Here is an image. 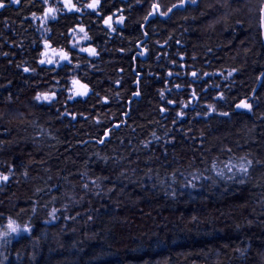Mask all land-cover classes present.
<instances>
[{"label": "trees", "instance_id": "trees-1", "mask_svg": "<svg viewBox=\"0 0 264 264\" xmlns=\"http://www.w3.org/2000/svg\"><path fill=\"white\" fill-rule=\"evenodd\" d=\"M4 2L0 229L31 232L0 240V264H264V79L253 115L235 111L264 72V0H198L147 25L153 3L179 0H101L100 15L91 0ZM61 49L71 64H39ZM73 78L87 96L69 99ZM242 157L248 173L228 172Z\"/></svg>", "mask_w": 264, "mask_h": 264}, {"label": "snow or ice", "instance_id": "snow-or-ice-1", "mask_svg": "<svg viewBox=\"0 0 264 264\" xmlns=\"http://www.w3.org/2000/svg\"><path fill=\"white\" fill-rule=\"evenodd\" d=\"M11 4H19L20 0H10ZM48 0H44V3L47 4ZM196 5L197 4V0H179L178 3H174L172 4L170 7H168L166 10H161V6L159 3H153L152 5V10L148 13L147 16L144 17L145 21H147L149 19V17H153L156 15L159 16H168L169 13H171L173 11V9H181V8H186L187 5ZM63 6L69 11H77L79 12L81 9L77 8L75 4L72 3V0H63ZM101 6V0H91L90 3H87L85 5V7H87L88 9H91L93 12H97V9H99ZM6 7H8V5L4 2V0H0V9H5ZM57 12L56 8L53 7H48L45 11H44V15L42 17V19L47 20L48 18H51L52 20H55L57 17L55 15V13ZM97 15H100L99 12H97ZM125 20L124 16H120L118 20L115 21V23L117 24H123ZM103 23L104 25H106L109 29H111L112 31H116V29L113 27V17L112 15H108L107 17H105L103 19ZM260 26L261 28H264V6H262L260 8ZM75 29H73L74 31ZM45 31H48V29H45ZM79 32L83 33V37L82 39L84 41H87L89 39L88 33L85 31V29L83 27L79 28ZM145 35H147V33H145ZM79 39V37H78ZM51 47V45L45 41V49ZM73 47H75V45H73ZM79 52H85L88 53V55L95 57L97 55L96 49L94 47H88V46H82L79 48ZM56 55L59 56L60 61H67L68 64L72 63V57L69 55V53L67 51H64L63 49L59 50L58 52L55 53ZM42 56H47V51L41 53ZM53 63H56V67H60V64L55 62L53 59H40L39 60V64L44 65V64H48V65H52ZM78 67V65H77ZM25 72H28L29 69L28 68H24ZM169 75H171V73H169ZM196 72H192V76H196ZM205 75H207V73H205ZM229 76L232 75V72H229L228 74ZM227 78V77H226ZM262 78H264V76H262ZM58 83V82H57ZM72 88H71V92L72 95L69 96V99H73L77 96L83 97V96H87L88 95V85L87 84H82L80 82V80L73 78L72 81ZM177 87H179V85H177ZM193 96H195V92L192 93ZM135 95H139V92L135 93ZM55 92L52 93H42L40 95H37L35 98L38 101H46L48 103H51L54 99H55ZM220 99H223V94H221ZM168 103H173V101L169 100ZM185 107H187V105H185ZM209 107L211 108V111L215 112L216 109L214 107H212L211 105H209ZM237 108H243V109H247L248 111L252 110V105L249 104L247 101H241L240 103H238L236 105ZM161 111H163V109H161ZM222 116H227L229 115V113L227 112H221L219 113ZM179 115H183L182 113H180ZM75 118V117H73ZM99 143H104V140H100ZM229 151H231L229 149ZM252 165V161L251 160H247V158L242 157L240 158V160L237 163H232L231 161H229L226 164V168L228 170V172H233V170H236V173L240 174V175H245L248 173L249 168ZM212 168L215 169L216 165L215 163L212 164ZM217 176L220 177H224L225 173L223 170L217 171L216 173ZM235 175V174H234ZM229 179L234 178V176H230L228 177ZM9 179V176L7 175H3L2 173H0V182H7ZM93 183H95V181H93ZM240 183H244V180H241ZM84 187H87V185H84ZM194 187V185H193ZM55 212L56 209L52 210V215L53 217L55 216ZM21 232H26V233H30L31 232V228L28 227L27 225H25L23 228H21V226L14 221L11 218H8L7 220V224L4 228L0 229V240H5L6 238L9 237H18L21 235Z\"/></svg>", "mask_w": 264, "mask_h": 264}, {"label": "water", "instance_id": "water-1", "mask_svg": "<svg viewBox=\"0 0 264 264\" xmlns=\"http://www.w3.org/2000/svg\"><path fill=\"white\" fill-rule=\"evenodd\" d=\"M197 3H198V0H197ZM196 5H197V4H196ZM196 5H191V4H189V5H187V6H192V7H194V6H196ZM187 6H186V7H187ZM262 6H264V2H263V4H262ZM185 9H186V8L173 9V11H172L171 13H169V15L166 16V17H165V16H159V15H156V16H153V17H149V19L145 22V25H147L151 19H155V18L158 17V18H160V19H162V20H166V19H168V18L171 16V14H172L175 10H185ZM260 29H261V35H262V44H263V46H264V28H261V26H260ZM141 51H142V60H146V57H147V53H146V51H145L144 49H141ZM262 76H264V72L259 76L258 81H257V83H256V85H255V87H254V89H253V91H252V93L250 94V96H249L248 98L242 100V101H247L249 104H251V105H252V110H251V111H248L247 109L237 108V107L235 106V111H236V112H243V113L248 114L249 116H252V115H253V111H254V103H255V101H256V94H257L258 90L260 89V87H261V85H262V83H263V79H264V78H262ZM134 98L139 99L140 96H139V95H134ZM240 102H241V101H240ZM240 102H239V103H240Z\"/></svg>", "mask_w": 264, "mask_h": 264}, {"label": "rangeland", "instance_id": "rangeland-1", "mask_svg": "<svg viewBox=\"0 0 264 264\" xmlns=\"http://www.w3.org/2000/svg\"><path fill=\"white\" fill-rule=\"evenodd\" d=\"M42 17H43V16H42ZM42 17L37 18L36 21L38 22V24L40 25V27L44 28V24H45V23L47 22V20L50 19V18H48L47 20H45V19H42ZM46 59H50L49 55L46 56ZM53 59H54V61L57 62V63L63 62V61H60L59 58L55 59V57H53ZM71 88H72V86H71ZM70 90H71V89H70ZM70 95H72V92H71V91H69V96H70ZM79 97H80V96H77V97H75V98H73V99H76V98H79ZM83 97H84V96H83ZM212 107H213V106H212ZM208 110L211 111V108L208 107Z\"/></svg>", "mask_w": 264, "mask_h": 264}]
</instances>
